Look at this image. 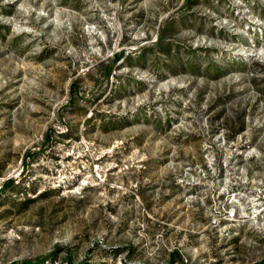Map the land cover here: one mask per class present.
Wrapping results in <instances>:
<instances>
[{"label": "rangeland", "instance_id": "1", "mask_svg": "<svg viewBox=\"0 0 264 264\" xmlns=\"http://www.w3.org/2000/svg\"><path fill=\"white\" fill-rule=\"evenodd\" d=\"M37 259L264 264V0H0V264Z\"/></svg>", "mask_w": 264, "mask_h": 264}, {"label": "trees", "instance_id": "2", "mask_svg": "<svg viewBox=\"0 0 264 264\" xmlns=\"http://www.w3.org/2000/svg\"><path fill=\"white\" fill-rule=\"evenodd\" d=\"M11 184H14V182L8 183L7 186H9ZM172 255H174V256H177V255L180 256L178 252H173ZM43 261H45V260L44 259H37L35 261L27 260V261H24V262H21V263L13 262L11 264H33V263H41ZM68 262H69V264H76L73 260H70Z\"/></svg>", "mask_w": 264, "mask_h": 264}]
</instances>
